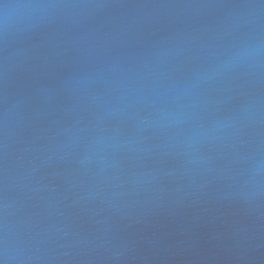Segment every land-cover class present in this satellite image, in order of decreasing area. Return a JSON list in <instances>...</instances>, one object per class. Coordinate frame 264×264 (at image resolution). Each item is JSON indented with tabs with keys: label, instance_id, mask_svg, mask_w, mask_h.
<instances>
[{
	"label": "water",
	"instance_id": "95a60500",
	"mask_svg": "<svg viewBox=\"0 0 264 264\" xmlns=\"http://www.w3.org/2000/svg\"><path fill=\"white\" fill-rule=\"evenodd\" d=\"M0 264H264V0H0Z\"/></svg>",
	"mask_w": 264,
	"mask_h": 264
}]
</instances>
